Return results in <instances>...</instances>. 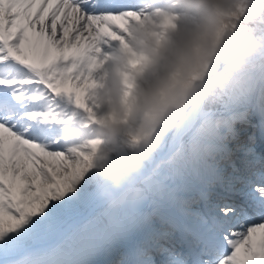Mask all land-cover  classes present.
I'll return each instance as SVG.
<instances>
[{"label":"snow or ice","instance_id":"6c2138e0","mask_svg":"<svg viewBox=\"0 0 264 264\" xmlns=\"http://www.w3.org/2000/svg\"><path fill=\"white\" fill-rule=\"evenodd\" d=\"M139 10L138 0H0V264L112 252L115 264H264V151L236 129L258 117L264 134V55L246 78L217 65L111 203L103 170L120 150L68 143L69 124L97 118L104 53Z\"/></svg>","mask_w":264,"mask_h":264},{"label":"clouds","instance_id":"9594fccd","mask_svg":"<svg viewBox=\"0 0 264 264\" xmlns=\"http://www.w3.org/2000/svg\"><path fill=\"white\" fill-rule=\"evenodd\" d=\"M193 2L205 16L200 27L192 28L185 24L169 36L166 44L159 47L132 45L142 65L141 74L151 73L156 76L159 70L164 68L173 70L179 75L174 81L167 77L155 79L150 88L137 91L135 99L130 102L133 113L143 115V126L148 133V138L142 145V159L130 163L120 173L112 170L106 173L113 191H102L101 196L108 203H111L114 198V190H119L125 183H131L134 174H138L144 162L157 151L165 134L161 129L166 127L170 130L171 122L182 118V106L195 103L200 99L203 85L186 87L185 80L190 72L217 54L219 17L214 8L217 0H193ZM221 2L229 4L231 0H221ZM230 52L228 60L232 67L242 69L247 66V61L254 55L264 54V45L248 38L233 44ZM116 59L118 71L124 72L126 61L119 57ZM245 90L251 91L250 88ZM108 92L116 112L122 116L128 108L121 94L119 78L113 79ZM153 129L156 131L153 132ZM109 130L113 133L117 131L114 127H110Z\"/></svg>","mask_w":264,"mask_h":264},{"label":"rangeland","instance_id":"374dc122","mask_svg":"<svg viewBox=\"0 0 264 264\" xmlns=\"http://www.w3.org/2000/svg\"><path fill=\"white\" fill-rule=\"evenodd\" d=\"M138 2L140 10L138 14L133 15L132 19L134 22L128 28L126 38L121 37L119 44L104 53L106 78L95 98L96 103L99 105V114L93 121L84 123L77 121L67 126L70 146L87 145L91 135L101 136L105 138V142H107L110 135L125 141L126 139L122 136L124 130L133 131V126L128 119L139 115L133 113L130 103L135 99L136 92L150 88L154 80L159 77H167L169 79L178 75L177 72L164 68H161L156 76L151 73L141 74L142 65L132 45L136 47H159L162 44H166L169 36L183 25L187 24L189 27L198 28L205 20L204 13L197 8L193 0H138ZM224 7V3L221 0H217V3L214 4L216 14L219 16L225 15ZM117 57L126 61V70L124 72L118 71L116 66ZM254 58L249 59L247 62ZM236 77L246 78V74ZM116 78L121 81V94L128 108L127 112L122 116L116 112L113 100L108 92L109 86L113 79ZM258 122V117H252L248 124L237 123L236 129L240 133V139L244 142L248 141L249 136H254L257 151H262L264 150V134H262L260 128L254 126ZM110 127L116 128L117 131L115 133L111 132L109 130ZM108 254L99 253L89 259L95 264L94 259L97 256L103 261ZM109 257L110 255L107 256V258ZM119 258V253L113 252L111 260L114 264Z\"/></svg>","mask_w":264,"mask_h":264},{"label":"trees","instance_id":"16d2710c","mask_svg":"<svg viewBox=\"0 0 264 264\" xmlns=\"http://www.w3.org/2000/svg\"><path fill=\"white\" fill-rule=\"evenodd\" d=\"M225 15H218L219 28H218V51L215 56L205 62L202 66L190 72L185 80L186 87H195L197 84L206 85L209 77H212L215 72L214 69L217 65H223L226 67L231 64L228 57L231 55L230 49L233 44L239 43L245 39L251 38L257 41L259 44L264 45V31H261L258 22L264 21V0H231V3L224 4ZM249 24H256V27L250 28ZM264 54L254 55L252 58L256 59ZM250 58V59H252ZM253 59V60H254ZM247 63V66L242 69H229L234 76H242L248 73V70L252 67V61ZM179 75V74H178ZM178 75L170 77V80H175ZM129 123L133 126V131L124 130L123 136L126 139L121 141L119 138H115L110 135L105 142V138L101 136L91 135L89 141H97V147L101 154L109 155L112 158L117 156L115 150H120L122 155L120 156L119 163L116 167L109 166L104 169V175L109 170L120 173L130 163L142 159L141 149L145 139L148 138V133L143 126V115L133 116L128 119ZM156 129H153L155 132ZM166 132L167 128L161 129ZM104 140V141H103ZM140 142L134 143L132 141ZM87 210V209H86ZM85 210V211H86Z\"/></svg>","mask_w":264,"mask_h":264},{"label":"bare ground","instance_id":"6f19581e","mask_svg":"<svg viewBox=\"0 0 264 264\" xmlns=\"http://www.w3.org/2000/svg\"><path fill=\"white\" fill-rule=\"evenodd\" d=\"M203 95V92H201L200 93V98H201V96ZM246 132V131H245ZM243 137H244V135H242ZM247 136H249V135H247ZM259 137V136H258ZM263 137V136H262ZM109 258H112V254H110V257ZM94 262H95V264H102V262L101 261H98V258L96 257L95 259H94Z\"/></svg>","mask_w":264,"mask_h":264},{"label":"water","instance_id":"95a60500","mask_svg":"<svg viewBox=\"0 0 264 264\" xmlns=\"http://www.w3.org/2000/svg\"><path fill=\"white\" fill-rule=\"evenodd\" d=\"M231 67H232V65H231V66H227L226 68H227V69H230ZM205 88H206V86H205V87H203V88L201 89L200 93H201V92H203V93H204V91H205ZM89 211H91V210H87V212L85 213V216H87V215H88Z\"/></svg>","mask_w":264,"mask_h":264}]
</instances>
